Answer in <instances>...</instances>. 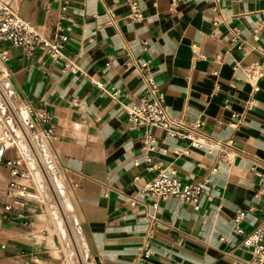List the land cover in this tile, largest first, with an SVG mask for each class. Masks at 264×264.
Wrapping results in <instances>:
<instances>
[{
  "label": "crops",
  "instance_id": "0c3cea01",
  "mask_svg": "<svg viewBox=\"0 0 264 264\" xmlns=\"http://www.w3.org/2000/svg\"><path fill=\"white\" fill-rule=\"evenodd\" d=\"M4 1L43 35L58 27L67 35L63 60L42 49L25 58L11 43L0 45L9 51L4 70L15 101L52 118L49 148L64 170L89 263L248 264L246 235L264 230V0H137L139 20L130 0ZM67 60L81 72L67 69ZM255 63L256 81L246 71ZM141 64L172 116L230 140L231 156L130 124L126 105L146 93ZM146 132L157 140L155 152L143 149ZM13 158H20L14 146L0 164V215H16L7 204H23V215L0 219V264H62L46 202L10 186L26 183L6 165ZM161 169L186 183L206 181L199 205L168 197L155 206L140 195ZM239 209L242 234L234 231Z\"/></svg>",
  "mask_w": 264,
  "mask_h": 264
},
{
  "label": "built area",
  "instance_id": "2783aa9c",
  "mask_svg": "<svg viewBox=\"0 0 264 264\" xmlns=\"http://www.w3.org/2000/svg\"><path fill=\"white\" fill-rule=\"evenodd\" d=\"M130 4V16L137 20L141 19L142 12L138 1L130 0ZM0 42L11 43L22 51L25 58H30L37 49H42L54 60L66 59L63 49L67 42V35L62 27H58L54 35L45 36L4 0H0ZM9 59V51L0 45V164L4 162L7 149L16 147L20 158L9 159L6 165L10 167V172L15 179L26 180V183L14 180L10 184L11 188H18L27 196L32 192L35 194L33 196H37L45 203L44 190L46 192L48 189L45 186H49L55 194L50 182L64 171L49 148L53 131L52 118L46 110L37 109L30 102L17 103L15 101L8 73L4 70V64ZM141 65L146 93L139 100L126 105L130 124L142 128L149 126L162 128L170 137L188 140L191 147L208 146L210 152H219L224 157L231 156L232 143L230 140L212 138L203 131L201 121L189 123L182 118L172 116L165 104L164 95L147 70L146 64ZM66 68L76 74L81 72L78 65L71 60H67ZM246 71L248 76L256 81L261 73V64L255 63ZM97 85L113 98L118 97L117 90L107 89L103 82H97ZM143 149L147 152L158 150L157 140L149 132L144 135ZM21 160L25 165L24 169L16 167L17 162ZM216 170L215 168L214 171ZM259 175L261 178L260 192L264 193V174ZM206 192V181L186 183L177 178L173 172L165 169H161L153 180L139 190L140 195H150L154 198L155 206L160 200L168 197H176L181 201L192 202L198 206ZM137 202V198L132 200L134 205ZM22 205L7 204L4 209L14 211L15 216L20 217L23 213L18 210ZM15 216L4 213L0 215V219L12 220ZM243 216L244 212L241 209L237 210L234 231L238 234L244 233L240 225ZM244 245L251 249L252 257L248 264L264 263V230L261 227L246 235ZM149 253L147 251L146 255ZM64 264H69L67 257L64 259ZM80 264L90 263L88 258H83Z\"/></svg>",
  "mask_w": 264,
  "mask_h": 264
},
{
  "label": "rangeland",
  "instance_id": "374dc122",
  "mask_svg": "<svg viewBox=\"0 0 264 264\" xmlns=\"http://www.w3.org/2000/svg\"><path fill=\"white\" fill-rule=\"evenodd\" d=\"M57 178L50 182L56 195L52 193L49 186H45L48 188L46 192L43 188L47 205L46 211L52 223L51 232L63 245V258L67 257L69 264H80L83 258H87L81 226L78 217L73 214V206L68 200L69 188L64 181L65 174L61 172Z\"/></svg>",
  "mask_w": 264,
  "mask_h": 264
},
{
  "label": "bare ground",
  "instance_id": "6f19581e",
  "mask_svg": "<svg viewBox=\"0 0 264 264\" xmlns=\"http://www.w3.org/2000/svg\"><path fill=\"white\" fill-rule=\"evenodd\" d=\"M87 251H88V250H87V248H86V249H85V252L87 253ZM91 260H92V259H91Z\"/></svg>",
  "mask_w": 264,
  "mask_h": 264
}]
</instances>
